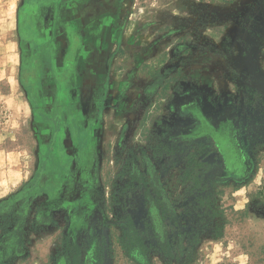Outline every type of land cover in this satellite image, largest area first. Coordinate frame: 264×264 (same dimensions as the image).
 <instances>
[{"label": "rangeland", "instance_id": "374dc122", "mask_svg": "<svg viewBox=\"0 0 264 264\" xmlns=\"http://www.w3.org/2000/svg\"><path fill=\"white\" fill-rule=\"evenodd\" d=\"M186 98L235 105L238 183L172 142ZM64 239L80 264H264V0H0V264H70Z\"/></svg>", "mask_w": 264, "mask_h": 264}, {"label": "flooded vegetation", "instance_id": "af4514ba", "mask_svg": "<svg viewBox=\"0 0 264 264\" xmlns=\"http://www.w3.org/2000/svg\"><path fill=\"white\" fill-rule=\"evenodd\" d=\"M30 1L40 3L45 0ZM181 102L189 104L181 109L177 108L183 114V121L174 123L172 142L183 143L191 159L198 161L193 169L200 166L201 173L212 178L214 183H238L252 166L242 138L243 122L235 105L227 104L220 112L212 114L192 98ZM195 182L198 183L197 179ZM160 210L161 212L157 211L156 218L160 222L161 218L166 217V213L172 212L167 207ZM162 251L168 252L169 248L163 247Z\"/></svg>", "mask_w": 264, "mask_h": 264}, {"label": "trees", "instance_id": "16d2710c", "mask_svg": "<svg viewBox=\"0 0 264 264\" xmlns=\"http://www.w3.org/2000/svg\"><path fill=\"white\" fill-rule=\"evenodd\" d=\"M128 237H131V235H129L128 232L125 231V234L122 236L121 238V242L123 244V247L125 249H128L129 247H132V245H130L128 242H127V238ZM138 241V244L140 245L141 247V251L143 253L149 251V246L143 244V241L142 240H137ZM134 242V240H133ZM62 245L64 247V257L67 261H69L70 264H80V257L82 255V251L80 250V246L78 243L76 242H71L69 241L68 239H64L62 241ZM99 253V247L97 246L95 248V252H94V255L97 256ZM166 255H168V252H165Z\"/></svg>", "mask_w": 264, "mask_h": 264}]
</instances>
